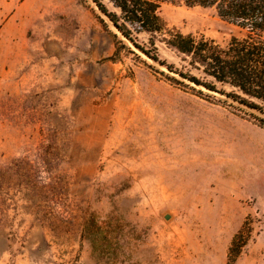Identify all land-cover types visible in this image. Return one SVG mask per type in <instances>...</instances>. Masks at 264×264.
I'll use <instances>...</instances> for the list:
<instances>
[{
	"label": "rangeland",
	"instance_id": "1",
	"mask_svg": "<svg viewBox=\"0 0 264 264\" xmlns=\"http://www.w3.org/2000/svg\"><path fill=\"white\" fill-rule=\"evenodd\" d=\"M9 5L0 264H228L239 231L232 264H264V129L146 58L94 0ZM159 16L220 45L238 35L211 9L162 4ZM154 47L187 71L156 38Z\"/></svg>",
	"mask_w": 264,
	"mask_h": 264
},
{
	"label": "trees",
	"instance_id": "2",
	"mask_svg": "<svg viewBox=\"0 0 264 264\" xmlns=\"http://www.w3.org/2000/svg\"><path fill=\"white\" fill-rule=\"evenodd\" d=\"M94 1L120 37L146 58L187 81L190 89H203L230 100L253 124L264 129V0H108L110 9ZM162 4L211 9L238 35L231 36L225 45L204 36L184 35L165 25L159 16ZM141 34L149 36L146 44L138 43ZM155 38L187 63L186 72L158 59L153 53ZM241 237L239 231L230 243L228 264L235 262L245 245L239 244Z\"/></svg>",
	"mask_w": 264,
	"mask_h": 264
},
{
	"label": "crops",
	"instance_id": "3",
	"mask_svg": "<svg viewBox=\"0 0 264 264\" xmlns=\"http://www.w3.org/2000/svg\"><path fill=\"white\" fill-rule=\"evenodd\" d=\"M16 1L18 0H0V17L3 16L4 18L14 19L16 16V12L12 10L10 3L15 5ZM240 259L237 260L239 263Z\"/></svg>",
	"mask_w": 264,
	"mask_h": 264
},
{
	"label": "water",
	"instance_id": "4",
	"mask_svg": "<svg viewBox=\"0 0 264 264\" xmlns=\"http://www.w3.org/2000/svg\"><path fill=\"white\" fill-rule=\"evenodd\" d=\"M114 28V27H113ZM114 30L116 31V29L114 28ZM117 32V31H116ZM166 219L168 218V216L165 217Z\"/></svg>",
	"mask_w": 264,
	"mask_h": 264
},
{
	"label": "bare ground",
	"instance_id": "5",
	"mask_svg": "<svg viewBox=\"0 0 264 264\" xmlns=\"http://www.w3.org/2000/svg\"><path fill=\"white\" fill-rule=\"evenodd\" d=\"M114 29V28H113ZM116 32V31H115Z\"/></svg>",
	"mask_w": 264,
	"mask_h": 264
}]
</instances>
